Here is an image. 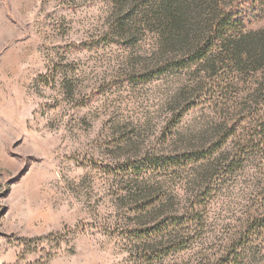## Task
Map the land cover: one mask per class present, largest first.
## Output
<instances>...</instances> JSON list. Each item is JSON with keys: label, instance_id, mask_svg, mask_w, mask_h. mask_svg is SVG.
I'll return each instance as SVG.
<instances>
[{"label": "rangeland", "instance_id": "374dc122", "mask_svg": "<svg viewBox=\"0 0 264 264\" xmlns=\"http://www.w3.org/2000/svg\"><path fill=\"white\" fill-rule=\"evenodd\" d=\"M182 1L0 0V264H205L260 219L262 155L226 169L264 121V0Z\"/></svg>", "mask_w": 264, "mask_h": 264}, {"label": "trees", "instance_id": "16d2710c", "mask_svg": "<svg viewBox=\"0 0 264 264\" xmlns=\"http://www.w3.org/2000/svg\"><path fill=\"white\" fill-rule=\"evenodd\" d=\"M179 2L178 5V12L173 13L175 15L174 18L182 19L185 15H183L185 10L187 9V5L183 3L182 0H177ZM224 26V21L219 22V27L222 28ZM225 27V26H224ZM251 33H245L240 36L237 43H242L245 41ZM202 52V51H201ZM199 59L203 58L201 55L198 57ZM258 127H256L255 132L252 133V139L249 140L248 144H244L239 151H237L231 161L229 162V167L226 169V173H233L236 169L240 168L244 161H246L247 157L252 153L261 154L264 158V121H258ZM224 142V141H223ZM214 187L210 186L202 196L198 198L200 204H203L204 201L207 199ZM261 203V210L260 219L255 221V223H248L244 225L243 231L240 232V235L235 239L231 240L229 245L223 250V253L218 255H214V259H209L205 264H246V257H247V250L250 242H253L255 239H262L264 238V196L260 201ZM196 212V217L193 219V224L195 226L201 227L203 226L202 218L199 216V211L194 210ZM170 229L169 226H159L154 227L151 230V237L152 240L160 239V244H164V247L160 250L161 256H165L168 251L174 250L176 248H181V246H186L189 243L188 240L183 241H168V243H163L165 238H167L169 232L166 231ZM168 244V245H166ZM155 259L153 255L147 254L145 255V264H154Z\"/></svg>", "mask_w": 264, "mask_h": 264}]
</instances>
